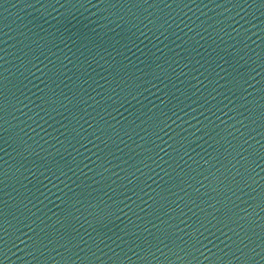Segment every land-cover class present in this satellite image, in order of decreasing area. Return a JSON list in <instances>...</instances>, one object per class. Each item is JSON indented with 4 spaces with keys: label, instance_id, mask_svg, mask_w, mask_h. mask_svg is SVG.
I'll return each instance as SVG.
<instances>
[{
    "label": "water",
    "instance_id": "obj_1",
    "mask_svg": "<svg viewBox=\"0 0 264 264\" xmlns=\"http://www.w3.org/2000/svg\"><path fill=\"white\" fill-rule=\"evenodd\" d=\"M0 264H264V0H0Z\"/></svg>",
    "mask_w": 264,
    "mask_h": 264
}]
</instances>
